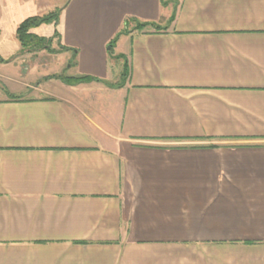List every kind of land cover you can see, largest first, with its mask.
<instances>
[{
	"label": "crops",
	"instance_id": "0c3cea01",
	"mask_svg": "<svg viewBox=\"0 0 264 264\" xmlns=\"http://www.w3.org/2000/svg\"><path fill=\"white\" fill-rule=\"evenodd\" d=\"M0 58V264H264V0H0Z\"/></svg>",
	"mask_w": 264,
	"mask_h": 264
},
{
	"label": "trees",
	"instance_id": "16d2710c",
	"mask_svg": "<svg viewBox=\"0 0 264 264\" xmlns=\"http://www.w3.org/2000/svg\"><path fill=\"white\" fill-rule=\"evenodd\" d=\"M58 12L51 13L42 17H32L25 20L18 28L17 30V39L20 42V44L23 47L24 52H30V53H37L40 52L46 48H48L49 43H51L52 40L48 41L46 38L41 37L35 33L32 32L33 28H36L40 26L43 23L49 22V21H56L57 20ZM173 18V16H172ZM172 18L170 21H172ZM147 28H154L155 30H161L163 29L160 24L157 23H138L134 30H143ZM129 32V28L123 29L117 36V38L120 36V34H126ZM56 34V33H55ZM117 38L114 39L109 44V52L111 55H113L114 46L116 44ZM1 60V58H0ZM128 68L125 67V71L122 75L123 79H126L128 76ZM66 78V77H65ZM95 80L93 77L85 76L80 78H66L64 81L69 84H78V83H84V82H91Z\"/></svg>",
	"mask_w": 264,
	"mask_h": 264
},
{
	"label": "rangeland",
	"instance_id": "374dc122",
	"mask_svg": "<svg viewBox=\"0 0 264 264\" xmlns=\"http://www.w3.org/2000/svg\"><path fill=\"white\" fill-rule=\"evenodd\" d=\"M47 29H49L48 31L49 32H53L54 31V29L53 28H47ZM47 30H45L44 32H48ZM53 40H54V38L52 39V42H53ZM57 42H55V44H54V47L55 46H57V44H56ZM49 46V48H51V45L49 44L48 45ZM53 46V45H52ZM2 55V54H1ZM66 56H68V55H64V57L62 56V57H60V58H63L64 60H65V57ZM69 65V62L67 63V66ZM19 66V65H18ZM21 66H19V68H20ZM14 66H5V67H2V69L3 70H0V76L1 75H5V73H9V72H12L14 69ZM64 68H66V66L64 67ZM48 71V72H47ZM17 72H19V70L17 71ZM40 72H42L43 74H48V73H52V70L50 71V70H47L45 67H44V71H41V68H40ZM34 75H36V74H38V73H33ZM2 77V76H1ZM1 81H3V82H6L4 79H1ZM7 83L9 84V82H8V80H7Z\"/></svg>",
	"mask_w": 264,
	"mask_h": 264
}]
</instances>
